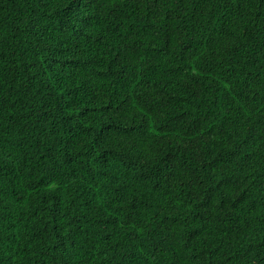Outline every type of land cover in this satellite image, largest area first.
Masks as SVG:
<instances>
[{
  "label": "trees",
  "instance_id": "trees-1",
  "mask_svg": "<svg viewBox=\"0 0 264 264\" xmlns=\"http://www.w3.org/2000/svg\"><path fill=\"white\" fill-rule=\"evenodd\" d=\"M0 264H264V0H0Z\"/></svg>",
  "mask_w": 264,
  "mask_h": 264
}]
</instances>
